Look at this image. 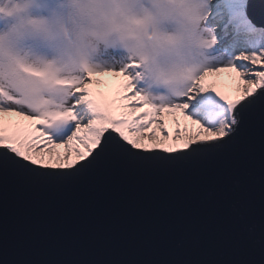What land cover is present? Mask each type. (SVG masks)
<instances>
[{
	"label": "snow or ice",
	"instance_id": "snow-or-ice-1",
	"mask_svg": "<svg viewBox=\"0 0 264 264\" xmlns=\"http://www.w3.org/2000/svg\"><path fill=\"white\" fill-rule=\"evenodd\" d=\"M257 112L264 0H0V189L221 157Z\"/></svg>",
	"mask_w": 264,
	"mask_h": 264
},
{
	"label": "water",
	"instance_id": "water-1",
	"mask_svg": "<svg viewBox=\"0 0 264 264\" xmlns=\"http://www.w3.org/2000/svg\"><path fill=\"white\" fill-rule=\"evenodd\" d=\"M0 264H264V136L213 159L114 164L69 182L6 174Z\"/></svg>",
	"mask_w": 264,
	"mask_h": 264
},
{
	"label": "rangeland",
	"instance_id": "rangeland-1",
	"mask_svg": "<svg viewBox=\"0 0 264 264\" xmlns=\"http://www.w3.org/2000/svg\"><path fill=\"white\" fill-rule=\"evenodd\" d=\"M219 79H220L221 81H223V85H224V90H225V91H229V92H231V91L234 90L235 85H234V83H233V80L229 77V75H228L227 73L222 74V75L219 77ZM168 119H169V123H170V125H171L172 117H169Z\"/></svg>",
	"mask_w": 264,
	"mask_h": 264
},
{
	"label": "clouds",
	"instance_id": "clouds-1",
	"mask_svg": "<svg viewBox=\"0 0 264 264\" xmlns=\"http://www.w3.org/2000/svg\"><path fill=\"white\" fill-rule=\"evenodd\" d=\"M3 2H4L5 4H7V3H8V0H3Z\"/></svg>",
	"mask_w": 264,
	"mask_h": 264
}]
</instances>
